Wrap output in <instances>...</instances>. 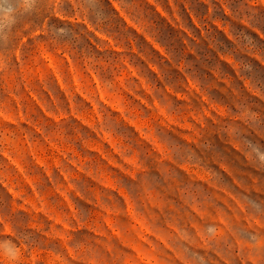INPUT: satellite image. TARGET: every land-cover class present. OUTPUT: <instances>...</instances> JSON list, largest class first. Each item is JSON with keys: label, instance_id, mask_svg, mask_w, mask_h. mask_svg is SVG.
I'll list each match as a JSON object with an SVG mask.
<instances>
[{"label": "rangeland", "instance_id": "374dc122", "mask_svg": "<svg viewBox=\"0 0 264 264\" xmlns=\"http://www.w3.org/2000/svg\"><path fill=\"white\" fill-rule=\"evenodd\" d=\"M0 264H264V0H0Z\"/></svg>", "mask_w": 264, "mask_h": 264}]
</instances>
